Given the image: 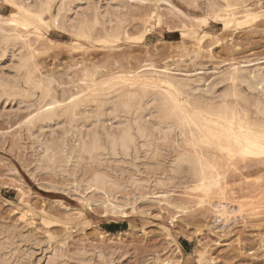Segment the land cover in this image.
Instances as JSON below:
<instances>
[{
    "label": "rangeland",
    "instance_id": "rangeland-1",
    "mask_svg": "<svg viewBox=\"0 0 264 264\" xmlns=\"http://www.w3.org/2000/svg\"><path fill=\"white\" fill-rule=\"evenodd\" d=\"M109 1H75L73 4L68 1L71 5L63 1L71 10L74 9L71 7H75L74 11L81 9L80 15L100 12L91 41L79 38L74 42L72 30L49 24V27L30 28L24 41L0 43V242L6 239L10 240L9 244L14 243L5 251L8 257L0 251V264H113L114 261L115 264H165L166 261L172 264H264V161H239L232 166L224 163L226 173L218 182L219 188H213L210 193L193 192L191 182L181 179L164 198L156 191L135 193L128 188L134 167L109 157L99 170L113 175L118 183L109 199L112 204L123 206V215L110 214L104 206V192L85 184L93 167L98 168L87 159L80 162L73 175L54 173L45 166L38 169L43 141L56 139L64 131L65 151L69 153L75 146L74 132L67 131L69 122L61 112H58L61 117L56 112L59 118L54 116L47 124L36 123L29 129L26 121L36 115L41 95L39 90H33L24 82L22 69L17 72L15 81L9 77L14 73L10 59L16 53H12L14 50L34 57V75L45 82V78L52 81L51 93L62 103L77 92L85 79L98 83L116 75L140 71L145 64L168 67L171 75L191 83L188 88L196 82L197 86L189 88L190 94L187 93L196 97L201 91V96L207 99L226 87L228 82L222 75L232 68V64L239 66L244 75L258 65L264 67V62L259 63L264 60V15L249 21L243 14H238L237 18L243 19L229 23V27H224L221 19H210L209 24L202 26L210 33L200 38L198 45L192 36L185 37L186 34L180 32L183 23L186 26L197 24L198 18L206 14L202 0L197 5L191 3L193 7L187 0H169L168 3ZM60 3L53 2L52 14L57 12ZM166 7H171L173 13ZM67 8L64 12L69 17L73 11ZM259 10L262 12L261 9L255 11ZM11 11V6L0 0V16L6 17ZM108 28L120 29L123 34L109 42H101L100 37ZM23 31L24 28H19V32ZM5 49L10 50L6 52ZM218 76L222 77L221 81ZM205 82L216 85L207 93L203 91ZM128 83L125 81L123 87ZM201 85L204 86L202 89ZM245 85L238 82L239 88L256 94ZM183 89L188 91L186 87ZM212 90L215 93H211ZM115 94L101 95V104L106 107L102 110L106 128L114 125L115 119L105 99H114ZM99 103L88 101L78 106L76 128L77 125L79 129L81 126V129L88 128L94 122L92 115L86 113ZM144 106L147 110L143 111V118L149 121L150 109ZM156 136L154 133L150 154L138 164L139 175L150 180L160 172L167 150L180 140L176 130L168 136L169 141L156 139ZM166 202H184V205L182 210H177ZM211 202L225 204L229 211L240 208L229 214L225 223L214 222ZM111 224L120 226L113 232L104 228Z\"/></svg>",
    "mask_w": 264,
    "mask_h": 264
},
{
    "label": "bare ground",
    "instance_id": "bare-ground-1",
    "mask_svg": "<svg viewBox=\"0 0 264 264\" xmlns=\"http://www.w3.org/2000/svg\"><path fill=\"white\" fill-rule=\"evenodd\" d=\"M28 1L29 0H7L6 3L11 6L12 11L6 17L0 16V43H3V45L8 43L9 41H16L20 39L24 41L23 37L24 36L26 37L28 36V34H30V30H29L30 28L38 29L39 27H49V24L50 26L52 25L53 27H57L58 29L65 28L66 26L67 29L69 28L70 30H72L71 35L73 37L74 42H76L77 41L76 39H79V38H81V40L83 39L86 41H91L94 38V29H95V26L99 22L97 19V15H99L98 13L100 12H98L97 15L95 13L90 14V16L88 13H86L87 14L86 16V14L83 11L84 9H83L82 11L85 15H80L81 11L79 12V10L81 9L76 8V10L74 11L75 7H71V8H74L73 10H71L69 9L70 8L69 6H65V3H66L65 1L67 2L69 1L71 4H73L75 1L76 2L85 1V3H87L86 1L91 2L94 0H31V1H34L33 3H29ZM54 1H61V3L60 5H58L57 12L55 11V13L52 14L51 8H52V4ZM63 1L65 3H63ZM155 1H163V2L168 1L169 2V0H155ZM188 1L190 5L191 3L194 5H197V2L201 0H187V3ZM202 1H204V4H205L206 14L198 18L197 24L186 26L183 23V26H182L183 29H181V32H180V34L181 33L183 35L186 34L185 37L188 35L192 36L194 40H196L195 42L198 45H200V42H199L200 38L210 33V31L206 29H202V26H206L208 23V20L210 21V19H218V20L221 19L223 21L222 24L225 27V24L228 25L229 23L236 22L239 19L237 18L238 14L239 15L243 14V16L247 18V20H248V17H253V20H254V17H257L260 14L264 15V11L262 10H261L262 12H260V10L259 12L255 11L256 9H261L260 5L262 3V0H227L228 4H231V5L240 4L244 7H240L238 9L234 8V10L231 13L223 12V14H218L219 10L213 11L209 9L207 7L209 0H202ZM214 2L224 4L225 0H214ZM13 4L16 5L15 8L12 7ZM109 4L110 3H108V5ZM80 6H83V4ZM102 6L103 5H101V7ZM110 6L112 7V5ZM66 7H68L67 9H69L70 11H73V14L69 15L70 11L68 10L69 14L67 15H69V17L65 16L64 8ZM169 8L170 10L168 12L173 13V11H171L172 9L171 7H168L167 10ZM68 11L66 13H68ZM92 12H95L94 9H92ZM175 13H176V10H175ZM241 19L243 18H240L239 20ZM201 21H204V22L202 23ZM108 22L109 21L107 20L106 23ZM116 25L117 24H115V27ZM99 26L101 27V25ZM102 26L105 27V25H102ZM19 28H24V31L22 33L19 32ZM103 29L105 30V28ZM110 30L111 29H109L108 31L107 30L104 31L105 33L100 37L101 42H109L113 39L119 38V36L123 34V32L117 28L111 31ZM20 48H22V46ZM6 49H5L6 52L10 50V49L6 50ZM17 52H18L17 50L16 51L14 50V52L12 51V53H15V54H13L10 58L11 62L13 63L14 73H12V76H9V75H6V76L11 77L12 80L15 81V78L18 77L17 72H19L22 69L24 71L22 73L23 74L22 78H24V82L30 87H32L33 90H39L40 91L39 94L41 95V98H42V100L40 98L41 101L38 100L40 103L38 102L39 107H38V110L36 111L37 113L34 112V114L36 113V115L28 118L27 120L28 122L26 121V123H29V126L31 125L32 127L36 123L45 124L47 121L50 122V120L54 116L55 117L58 116V115L56 116V112L57 113L61 112V115L63 117H66L67 122H69V126L67 125L68 126L67 131H69V133L70 131H73L74 132L73 134L75 137V142H74L75 146L72 149V151H70L69 153H66L65 151V145L67 144H64V138H66V137H63L65 133L64 131L62 133L63 135L58 134L59 135L58 138L54 136V138L56 139H52V140L45 139L42 143V146H43L42 154H40L42 156L39 155L41 158L40 157L38 158V160L40 159V161L37 163L38 169L45 166L46 169L48 168L52 170L54 173L66 172V173L73 175L76 173V170L78 169V165L81 164L80 162H83L84 159L85 160L87 159L89 162L93 163L98 168L97 170H95L94 169L95 167H93V170L90 171L91 175H89V178L86 180L85 184L88 187L93 186L96 189L104 192V194L106 195L104 206L110 214H122L125 212V210L123 206H116L112 204L111 200L109 199L111 192L115 190L116 188H118V183L112 177L113 175L111 176L99 170L100 169L99 167H101L109 157H112L115 160L120 159L121 162L128 163L129 165L134 167L135 169L134 172H136V174H132L134 172L131 173L132 176L130 175L131 178L129 179V182H128V188H131L132 190L136 191L135 193L140 192L142 190L156 191V193H159L161 195L159 197L166 198L164 196V195H167L166 192H168V190L170 191V189H172L175 185H177L176 183L180 181L181 179L189 180L191 182V187L193 189L201 187L200 179L195 174V172L191 171L188 165L181 163V161L186 157H191L193 160H195L197 156L196 151L194 149H190L189 147V142L191 140L190 133L194 132L195 129L194 128H181L179 125L175 123L170 124L166 119L163 118V113L165 111V103L168 100L169 94L175 95L176 91H180L181 93H187L190 91L189 88L193 89L197 86L195 85L196 82L192 84L193 86L188 88L187 86H188V83L190 82L183 81L182 79H178L174 77L173 75H171L170 74L171 71L168 72L169 71L168 67L165 66V67L159 68L158 66L156 67L153 64H145L144 65L145 68L140 71L134 70V71L129 72L125 76L116 75V76L111 77L108 80L99 81L98 83H94L95 82L94 80L88 81L85 79V83L83 82L84 84H81V86L77 87L78 88V90H76L77 92L75 94H71V96H69L68 101H66V103L65 102L62 103L61 101L59 102L55 99V96L53 95L54 93L53 94L51 93L52 87L50 88V85L52 81H47L48 78L44 77L46 79V82H45L42 79H37V77L34 75L35 69L33 67V62H32L34 61L32 60V58L34 57L31 55L20 54V52L18 54ZM263 62L264 60L259 63H263ZM244 69H247V68H244ZM250 69L252 70L253 68H250ZM140 72H144V73H140ZM86 73L88 75V71ZM245 73H246L245 75L242 73V70L240 69L239 66L232 64V68L228 72L224 73V75H222L223 79L227 81L228 84L224 85L226 86L224 88L221 87L223 88L221 89L222 91L221 92L219 91V93L215 95L213 98L211 97L209 99L203 98L202 97L203 95L201 96L202 92L200 91L199 96H196V97L189 96L190 94L189 92V94L187 93L188 96H185L184 99L188 100V98L191 97V100H189L188 102L193 103V104L197 102V98H199L201 101H204L205 103H208L213 100H218L220 97L226 96L229 92L233 90H241L244 93H246L249 97L253 98V103L251 105L250 110L254 111L258 102L261 99H264V67H260L258 65V68H255L252 71L249 70L248 74L247 72ZM16 74H17V77H16ZM82 75H84V73ZM218 77H220V81H221L222 77L221 76H218ZM125 81H128L129 83L127 84V86L123 87ZM212 81H207V82H212ZM207 82H205V85H206L205 88H203L204 86L202 87L201 85V89L203 88V91L205 92L210 91L213 88V86L216 85V84L214 85L215 80H214V83H207ZM238 82L243 83V84L245 83L246 84L245 86H247L246 88L248 90L250 89V92L256 91V94L248 93L249 91L247 92L246 90H243L242 87L239 88ZM198 83H201V82H198ZM185 87L188 89V91L183 89ZM2 89H3V86H2ZM197 91L195 90L194 92H197ZM114 92L116 93L115 98L114 97H113L114 99L106 98L105 100L107 101L105 102L106 104L111 106L110 111H111L112 117L115 119V124L112 125L110 128H106L105 127L106 122L103 123V121H105L103 120V118L105 119V116L103 115L104 113L102 111L105 106L103 103L101 104V99H102L101 95L107 96L109 95V93L114 94ZM211 93H215V91ZM206 97H209V96H206ZM88 101L89 102L95 101V103L96 101L100 102L97 105V107L94 110H92L90 113L85 112L86 114H90V116L92 115V117L94 118V120L92 119V121L94 122L93 123L90 122L92 124L88 128L84 126V129L83 128L81 129L82 126L79 129L77 125V128H78L77 129L75 125V121H76L75 119L78 118L77 117L78 112L76 111V109L78 108L80 104H83V102H88ZM235 102L236 101L234 100L232 101V103H235ZM142 103H144L147 106L146 108L150 109L149 114L151 115L149 116L150 118L149 121H145L143 118V115H144L143 113H145L143 111L144 110L146 111L147 109H145V106ZM143 106H144V109L142 110ZM105 110H106V107H105ZM61 115L59 114L60 117ZM90 123H88L87 125H89ZM110 124H113V123H110ZM42 125H40V127ZM32 127L29 129H33ZM174 130L178 132V137H180V140L177 142V144H175L176 146H173L172 149L167 150L166 154L164 153L165 157H164L163 162L161 160L162 164L160 166L161 167L160 172L156 174V176L152 180L148 178H144L145 176L142 177V175H139L140 169H138V167L140 166H138V164L142 160H144L146 156L150 154L149 152L151 151L149 150L153 148L152 145L154 144L153 138L155 139L154 133L157 134L156 139H160L163 141L164 140L169 141L168 136ZM199 155L203 156V158L209 163L215 162L217 164H220V171L218 173L220 177L219 179L220 181L226 173V169H225L226 166H224V163L226 165L227 162H224L221 164L218 154L214 150H211L208 148H205L202 153H199ZM254 160L258 162L264 161L260 159H254ZM211 175L212 174L209 173V177H211ZM167 201H168V198H167ZM173 202H166V204L176 208L177 210L178 209L182 210L184 202L183 203H176V202L173 203ZM210 205H211V211L213 213V221L214 222L223 221V223L227 221V217L229 214H231L234 211L238 212L240 208V207L239 208L237 207L233 209V211H229L226 205L222 203L217 204V203L211 202ZM9 242L6 241V239L5 241L0 242V251H3L5 253V255H3L5 256V258L6 256L7 257L9 256L7 255L8 253H6L5 251L10 247L9 245L12 246L14 244L12 242H11L12 244H9ZM177 248L180 249L179 245L177 246ZM98 257L103 259L100 253H98Z\"/></svg>",
    "mask_w": 264,
    "mask_h": 264
},
{
    "label": "snow or ice",
    "instance_id": "snow-or-ice-1",
    "mask_svg": "<svg viewBox=\"0 0 264 264\" xmlns=\"http://www.w3.org/2000/svg\"><path fill=\"white\" fill-rule=\"evenodd\" d=\"M12 7L15 8L16 5L13 4ZM207 7L213 11L219 10L218 14H223L244 6L228 4L227 0L224 4L209 0ZM260 8L264 11V0ZM248 19L251 21L253 17ZM225 27L228 25L225 24ZM185 96L188 94L180 91H176L175 95L169 94L163 118L181 128L195 129L190 133L189 147L196 151L197 156L195 160L186 157L181 161L200 179L201 187L191 191L210 193L213 188L220 187L218 183L220 164L209 163L199 155L205 148L214 150L220 158V163L227 162L229 166L237 165L239 161L264 160V99L258 102L253 111L250 110L253 98L241 90H233L226 96L208 103L197 98V102L193 104L188 102L191 97L185 100ZM233 100L236 102L232 103ZM209 173L212 174L211 177ZM165 264L172 262L166 261Z\"/></svg>",
    "mask_w": 264,
    "mask_h": 264
},
{
    "label": "trees",
    "instance_id": "trees-1",
    "mask_svg": "<svg viewBox=\"0 0 264 264\" xmlns=\"http://www.w3.org/2000/svg\"><path fill=\"white\" fill-rule=\"evenodd\" d=\"M120 225L116 224H111V225H104V228L107 229L108 231H116L119 228Z\"/></svg>",
    "mask_w": 264,
    "mask_h": 264
}]
</instances>
